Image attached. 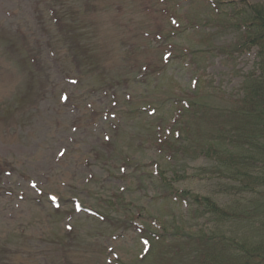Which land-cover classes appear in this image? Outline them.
<instances>
[{"label":"rangeland","instance_id":"rangeland-1","mask_svg":"<svg viewBox=\"0 0 264 264\" xmlns=\"http://www.w3.org/2000/svg\"><path fill=\"white\" fill-rule=\"evenodd\" d=\"M67 1L66 18L85 8L75 20L73 40L92 71L78 76L73 70L80 69L50 44L56 32L52 20L61 10L57 0H0V264H180L181 259H170L172 246L163 230L156 228L148 244L136 237L149 211L162 219L171 212V224L189 219L182 218L187 208L161 200L174 176L157 146L159 131L169 132L179 118L177 99L187 92L205 105L207 115L186 113L191 115L181 126L190 139L183 133L177 145L188 150L187 142L207 141L216 127L211 111L218 118L243 95L247 74L258 73L259 48L226 56L220 47L224 40L231 44L235 32L222 36L215 29L209 31L212 50L211 41L200 39V29L194 40L161 46L156 38L178 25L162 3ZM162 1L177 9L180 24L202 17L211 21L217 8L206 0ZM196 49L201 53L194 60L189 50ZM42 51L46 62L37 65ZM168 51L176 59L163 65ZM138 73L145 83L127 92L128 98L116 87L103 89ZM188 79L191 85L184 83ZM153 103L164 112L149 115ZM181 155L179 177L185 178L175 185L180 191L211 196L224 207L232 204L228 180L208 178L218 163L211 169L215 161ZM162 165L165 171L157 170ZM147 176L154 181L142 182ZM197 222L186 226L196 233ZM205 222L199 219V225ZM217 228L228 235L244 231L240 221ZM198 253L187 244L182 264H191L189 258Z\"/></svg>","mask_w":264,"mask_h":264},{"label":"trees","instance_id":"trees-1","mask_svg":"<svg viewBox=\"0 0 264 264\" xmlns=\"http://www.w3.org/2000/svg\"><path fill=\"white\" fill-rule=\"evenodd\" d=\"M75 1L77 3L83 1L90 3L97 0ZM146 1L164 4L166 14L178 22V25L173 27V29L165 31L163 35H159V38H156L158 45L166 46L173 43L176 39H180L182 44L189 42L194 40L192 38L193 32L195 34L198 33V29L203 33L199 35L200 39L202 37L207 38L209 40L208 43L211 39L213 40L212 34L209 33L210 30L215 29L217 32L222 33V36L234 30L235 36L231 44H225L226 40H224V45H221L223 47L219 46L223 50L221 52L225 53L226 56H233L235 53H245L250 48L258 47V57L260 58L256 63L259 70L258 73L250 72L247 74L245 80L247 87H244L245 91H242L243 95L238 98V101L231 104L230 107L221 109L217 113L218 118H216L215 110L211 111L209 116L211 125L213 127L216 125V127L209 132L207 141L196 142V140L195 144L187 142L190 146L188 150L186 148L182 150L177 145L184 138L185 140L190 139V136L187 137L186 129L184 128V131L181 126L183 122L186 124L187 118L191 115L185 116V114L198 113L201 116L207 115L205 113V105L195 99L193 97L195 95L191 96L187 92L185 97L177 99V104L180 105L179 118L171 124L172 127L169 128V132L159 131L157 146L159 151L166 154L164 158H167V169H170L174 176L168 178L172 182L168 184L170 188L165 187L167 191L162 194L164 197L161 200L163 202L170 201L173 204L179 203L182 210L187 208V214L182 218H189L187 221L198 220L194 227L199 230L196 233L191 232L192 227L186 226L187 221L182 220L185 225L184 228V225L178 221L179 218L177 222L171 224L169 222V213L171 212L169 211L164 210L166 214L163 219L157 218L154 213L149 211L151 214L149 218L152 219L141 220L143 227L136 237L143 241L147 238L150 243L156 236L155 229L163 230L166 234V241L170 242L172 246L170 259H181L180 264L185 260L184 249L187 244L195 246L199 250V253L194 255L193 259L189 258L191 264H264V4H252L245 1L241 3L231 0H206L209 7L217 6L215 14L208 17L211 21H207V18L202 17V19L199 18L193 23L180 24V18L175 17L177 9L172 5L162 0ZM57 2L61 4V10L59 14L55 15V21H52L56 32L50 39L51 44L57 50L58 48L60 49L63 59L70 60L76 65L77 69H80L73 70L76 76L79 74L78 71L83 75L88 70L92 71V69H89L90 67L92 68V65L89 61L82 63V60H85L86 57L80 51L81 45H76L79 43L73 38L77 33L75 30L76 25H74L76 24L75 20L78 15L85 11V8L81 5L78 12L70 13L72 15L66 18V8H62L67 6L68 10V1L57 0ZM159 12L158 7H156L154 13ZM207 33H209L208 37ZM214 42L211 41V47H207L209 50H212ZM202 46H205V43ZM217 48H214V50H217ZM89 49L91 50V48ZM208 49H205V52H209ZM189 53L196 60L201 51L197 49L189 50ZM166 54L163 55V65L169 64L176 59V56L172 55L171 51ZM36 57L38 58L37 65L46 62L43 51L41 55H36ZM91 60L93 59L91 58ZM83 65H86V67ZM142 74L138 73L127 78L109 81L104 85L103 89L116 87L119 90H123V95L128 98L126 96L127 92H132L133 88L137 87L138 84L145 83V81L140 79ZM188 80H184V83L191 85L190 79ZM150 110L153 112L150 115L164 112V109L159 110L154 103L151 105ZM123 111L127 112V109ZM183 133L186 137L182 136ZM177 134L182 136V138L178 137ZM181 154L184 157L191 155L210 162L215 161L213 164L208 162L211 169L218 163L220 167L217 168V165H215L214 170L211 171L212 176L208 178L216 179V177H219L228 180V189L234 196V200H231L232 204L224 207L211 196L199 193L193 194L189 190L180 191L175 185L176 182L185 178L184 176L179 177L181 165L179 168L180 157L178 158V155ZM168 158L171 159L168 160ZM155 164L156 162L152 166ZM163 166L158 167L157 170L163 168L162 171H165ZM145 169L142 167L140 171L142 172ZM201 175L195 173L194 176ZM141 180L146 184L154 181V178L147 176ZM163 182L165 183V180ZM160 191L158 189V194H160ZM178 196L186 200V205H183L185 202L179 200ZM183 206L186 207L183 208ZM176 215L178 216V213ZM199 219L206 220V222L199 225ZM225 221H240L244 230L243 233L228 235L220 231L217 227L225 224ZM175 241L176 243L173 245ZM241 242H243L241 245L242 253L239 251L238 246Z\"/></svg>","mask_w":264,"mask_h":264}]
</instances>
